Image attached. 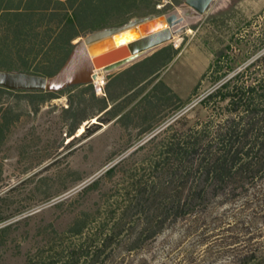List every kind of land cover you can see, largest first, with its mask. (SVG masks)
<instances>
[{
  "label": "rangeland",
  "instance_id": "obj_1",
  "mask_svg": "<svg viewBox=\"0 0 264 264\" xmlns=\"http://www.w3.org/2000/svg\"><path fill=\"white\" fill-rule=\"evenodd\" d=\"M182 5L183 0L162 13H175L184 21L169 42L180 52L160 78L187 104L153 131L139 136L108 124L64 148L70 139L60 145L59 125L46 113L50 105L35 116L20 103L21 120L0 142V264H51L70 250L94 248L99 256L93 264H225L232 234H264L263 179L247 198L227 204L216 200L176 219L171 215L136 240L143 220L133 201L136 181L149 185L161 180L171 187L167 176L149 167L157 147L148 141L175 119L180 120L175 130H182L223 114L220 105L204 109L198 104L214 86L209 80L191 95L215 50L231 44L227 54L233 69L228 76L264 54V48L253 52L235 45L239 35H264V0H214L203 15H191ZM51 104L66 105L64 99ZM7 105L10 99L2 97L0 108Z\"/></svg>",
  "mask_w": 264,
  "mask_h": 264
},
{
  "label": "trees",
  "instance_id": "obj_2",
  "mask_svg": "<svg viewBox=\"0 0 264 264\" xmlns=\"http://www.w3.org/2000/svg\"><path fill=\"white\" fill-rule=\"evenodd\" d=\"M181 1L24 0L0 16V69L53 75L66 60L73 40L93 30L119 25L110 22L113 17L126 15L128 20L156 16ZM261 15L264 17V10ZM230 45L213 52V60L191 92L194 96L200 84L209 80L214 86L198 104L204 109L220 105L223 114L182 130H175L180 122L175 119L162 134L148 141L157 147L148 165L167 176L171 187H164L161 180L149 185L136 181L133 201L143 217L136 240L150 225H160L171 215L176 219L216 200L227 204L247 198L255 183L264 179V54L228 76L233 69L228 64ZM235 45L255 52L264 48V35L253 33L252 39L239 35ZM179 52L180 47L169 43L121 72L105 75L101 92L92 83L69 85L57 92L0 86V99H10V105L0 108V142L6 131L21 120L22 101L27 113L35 116L50 105L46 113L59 125L63 135L60 145L70 139L64 148L89 139L108 124L134 130L139 136L153 131L187 104L160 78L161 71ZM29 64L33 71L24 69ZM59 99H64L66 105L51 104ZM82 126L83 131L78 133ZM227 243L225 264H264V234H232ZM98 256L99 249L84 253L73 249L51 264H93Z\"/></svg>",
  "mask_w": 264,
  "mask_h": 264
},
{
  "label": "water",
  "instance_id": "obj_3",
  "mask_svg": "<svg viewBox=\"0 0 264 264\" xmlns=\"http://www.w3.org/2000/svg\"><path fill=\"white\" fill-rule=\"evenodd\" d=\"M214 0H183L191 15H203ZM184 21L175 13L129 20L121 26L93 30L73 43L56 73L42 76L0 69V86L9 90L57 92L69 85L92 83L168 44ZM96 87V86H95ZM94 123V122H93Z\"/></svg>",
  "mask_w": 264,
  "mask_h": 264
},
{
  "label": "crops",
  "instance_id": "obj_4",
  "mask_svg": "<svg viewBox=\"0 0 264 264\" xmlns=\"http://www.w3.org/2000/svg\"><path fill=\"white\" fill-rule=\"evenodd\" d=\"M61 1H63V0H61ZM22 2L24 3V0H22V1H19V0H14V1H11V0H2V2H1L2 5H1V7H0V16H1L2 13H6V12H10V11H12L14 6L22 5ZM7 6H8V8H7ZM148 16H151V15H148ZM139 17H147V16H139ZM134 18H138V17H131V18L128 19V20H126V15H120V16L113 17V18L111 19L110 22H112V23H114V22H120V24H119V25H111V26H121V25L127 23L129 20L134 19ZM107 21H109V19L106 20V23H107ZM106 27H110V26H106ZM103 28H105V27H103ZM100 29H101V28H100ZM97 30H98V29H97ZM80 39H81V38H77V39L73 40L72 43H74V42H76L77 40H80ZM158 49H159V48H158ZM156 50H157V49H156ZM156 50H155V51H156ZM153 52H154V51H153ZM151 53H152V52H151ZM151 53H149V54H151ZM149 54H147V55H149ZM147 55L143 56V57L140 58L139 60L143 59V58L146 57ZM139 60H137V61H139ZM137 61H134V62H132V63H130V64L124 66L123 68H120L118 71L121 72L123 69L127 68L128 66H130L131 64H133V63H135V62H137ZM116 72H117V71H116ZM179 96L181 97L180 94H179Z\"/></svg>",
  "mask_w": 264,
  "mask_h": 264
},
{
  "label": "bare ground",
  "instance_id": "obj_5",
  "mask_svg": "<svg viewBox=\"0 0 264 264\" xmlns=\"http://www.w3.org/2000/svg\"><path fill=\"white\" fill-rule=\"evenodd\" d=\"M96 82V87H101L104 83V77H98L97 80L95 81ZM93 122H95V120H93ZM83 126L78 130V133H81L83 131Z\"/></svg>",
  "mask_w": 264,
  "mask_h": 264
},
{
  "label": "built area",
  "instance_id": "obj_6",
  "mask_svg": "<svg viewBox=\"0 0 264 264\" xmlns=\"http://www.w3.org/2000/svg\"><path fill=\"white\" fill-rule=\"evenodd\" d=\"M102 86H103V85H102ZM102 86H101V87H102ZM101 87H98V88L96 87V89H97L98 92H101Z\"/></svg>",
  "mask_w": 264,
  "mask_h": 264
}]
</instances>
